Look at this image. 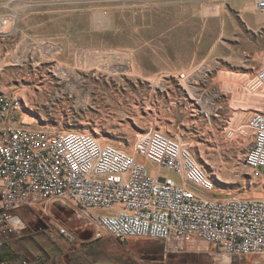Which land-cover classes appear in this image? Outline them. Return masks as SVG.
<instances>
[{"label": "rangeland", "instance_id": "obj_1", "mask_svg": "<svg viewBox=\"0 0 264 264\" xmlns=\"http://www.w3.org/2000/svg\"><path fill=\"white\" fill-rule=\"evenodd\" d=\"M2 1L0 18L9 20V27L0 34V90L25 100L22 116L32 118L33 127L92 134L148 170L154 167L136 155L135 138L158 130L189 147L214 183L211 198L264 196V175L251 178L241 163L251 143L247 120L264 107L245 90L264 63V13L254 10L252 0ZM124 54L157 85L123 71L97 69L117 66ZM93 59L89 70L80 69ZM57 64L69 67L77 82L56 74ZM235 89L245 97L236 98ZM241 111L246 118L231 121ZM58 207L44 202L19 210L30 227L7 245L8 258L64 255L66 264H213L211 247L198 242L171 253L156 240L119 243L105 237L90 243L92 229L76 214L67 224L75 237L70 246L38 229L41 222L50 225ZM232 264H264V257L232 258Z\"/></svg>", "mask_w": 264, "mask_h": 264}, {"label": "built area", "instance_id": "obj_2", "mask_svg": "<svg viewBox=\"0 0 264 264\" xmlns=\"http://www.w3.org/2000/svg\"><path fill=\"white\" fill-rule=\"evenodd\" d=\"M2 2L0 9L5 8ZM252 4L264 13V0ZM3 25L0 18V30ZM249 88L264 92V63L253 73ZM24 106L23 99L0 90V255L30 227L19 210L44 202L60 208L50 225L41 222L38 229L70 246L75 237L67 224L76 214L92 229L90 243L105 237L119 243L156 240L171 253L198 242L211 247L214 257L229 259H213V264L264 253V198H211L214 183L188 146L158 130L139 136L135 153L161 170L153 175L133 156L92 134L50 133L25 123ZM246 130L251 143L241 163L256 178L264 175V107L248 118ZM0 264L66 263L64 255H34Z\"/></svg>", "mask_w": 264, "mask_h": 264}, {"label": "bare ground", "instance_id": "obj_3", "mask_svg": "<svg viewBox=\"0 0 264 264\" xmlns=\"http://www.w3.org/2000/svg\"><path fill=\"white\" fill-rule=\"evenodd\" d=\"M11 23V22H10ZM8 27H9V20H4V25L2 27V29L0 30V34H6L7 31H8ZM52 46H49L48 47V50L50 52H53L52 50ZM120 54V53H119ZM118 54V55H119ZM122 55V54H121ZM96 57V55L94 56ZM120 58V57H119ZM122 58V57H121ZM97 59V58H96ZM96 59H93L92 61H86L85 63H81L80 64V69H83V71H87L89 70L94 64L93 62H96L97 60ZM85 60V59H84ZM9 62V61H8ZM1 66V65H0ZM97 66V69L98 70H102V71H107V72H111L110 74H113V73H116L118 71H123L125 75L127 76H135V77H138V78H143L145 79L138 71H136L132 61H131V58L129 55L127 54H124V57L122 59H120V62L118 63L117 66H112V65H109V66H104V65H96ZM127 69V71H126ZM56 71V74H59L61 77H64L67 75L68 77H70L72 79L73 82H77V77H75L74 73L70 70L69 67L67 66H61L60 64H57V66L55 67V70ZM59 76V77H60ZM184 78V76H182ZM145 80L147 81H150L152 83V85L155 86L157 80L155 78H146ZM249 85V81L247 82ZM157 85V84H156ZM237 87V86H236ZM235 88V87H234ZM241 90V89H240ZM246 92H248L251 96H253L259 104H264V92L262 91H258V92H252L250 90V88H248V86H246L245 88ZM235 97L236 98H244L245 97V94L246 93H243V94H238L236 92V89H235ZM248 94V95H249ZM25 101V100H24ZM263 108V106L261 108H258L256 109V111H261V109ZM255 111V112H256ZM250 114V113H249ZM253 114V113H252ZM248 114L244 113V112H238L236 113L235 115V118L234 120H231V121H235V122H239L240 120H243L246 118ZM32 118L30 117H27L26 115L23 117V120L25 123H28V124H32L33 121L31 120ZM231 123V122H230ZM244 135V134H243ZM138 136V135H137ZM138 138V137H137ZM135 138V142H136V139ZM180 144V143H179ZM195 159V158H194ZM197 162V161H196ZM199 163V162H198ZM144 165V164H143ZM154 167V166H153ZM161 170H158L157 168H153V169H149V172L153 175H156L160 172ZM239 198V197H238ZM264 196H254L253 198H250V200H254V199H263ZM241 199V198H240ZM246 199V198H245ZM40 225H38V227H40ZM199 244V243H198ZM201 244V243H200ZM195 245V244H194ZM200 246V245H199ZM202 246V245H201ZM200 246V247H201ZM201 251V250H199ZM205 251V250H203ZM202 253V252H201ZM264 257V253H258V254H255V253H251V254H248L246 255L244 258H247V257ZM213 259L216 261V262H221V263H227L226 260H228V258H225V257H213Z\"/></svg>", "mask_w": 264, "mask_h": 264}, {"label": "trees", "instance_id": "obj_4", "mask_svg": "<svg viewBox=\"0 0 264 264\" xmlns=\"http://www.w3.org/2000/svg\"><path fill=\"white\" fill-rule=\"evenodd\" d=\"M4 252H3V254H1L0 255V260H8L9 258H8V253L5 251V250H3Z\"/></svg>", "mask_w": 264, "mask_h": 264}]
</instances>
